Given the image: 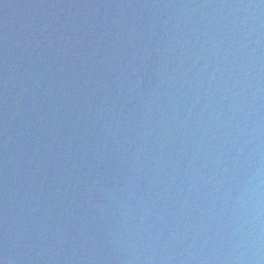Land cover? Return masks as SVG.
I'll return each instance as SVG.
<instances>
[{"label":"water","instance_id":"95a60500","mask_svg":"<svg viewBox=\"0 0 264 264\" xmlns=\"http://www.w3.org/2000/svg\"><path fill=\"white\" fill-rule=\"evenodd\" d=\"M0 264H264V0H0Z\"/></svg>","mask_w":264,"mask_h":264}]
</instances>
